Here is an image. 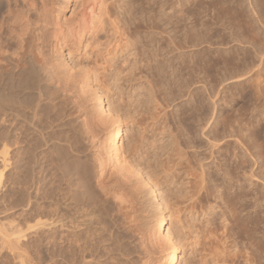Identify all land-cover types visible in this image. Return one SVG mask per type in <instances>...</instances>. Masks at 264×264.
<instances>
[{
  "label": "bare ground",
  "instance_id": "bare-ground-1",
  "mask_svg": "<svg viewBox=\"0 0 264 264\" xmlns=\"http://www.w3.org/2000/svg\"><path fill=\"white\" fill-rule=\"evenodd\" d=\"M77 3L79 4L78 9H76L77 12L72 18H67L64 13L65 7L60 3V0H0V105L3 108H6L4 106L6 104L12 105L10 107L7 105V107L10 108V111L14 110L17 112L15 117L18 115L20 119H17L20 121H24L22 119L24 118L33 133L59 134L71 132V114L65 106L69 102L75 103L76 100L80 99L81 95L89 94L92 91L93 82L97 81L98 75L101 74V72H97L99 69L96 70L98 66H93L95 69L84 67L82 62L79 61L80 58H77L76 61L73 59L81 55L83 50L85 51V47L88 48V46L97 44L102 32L107 33L106 18L110 17V19H113L110 15L108 0H79ZM156 4L154 2V5L152 3L149 6L153 7ZM151 11L154 12V15H151L148 21L151 22V28L155 32L149 36V39L146 36L148 41L146 42L145 40V45L155 43L157 47L152 51L151 55L147 54L149 52H145L146 56L148 55L147 57L144 56L145 53L142 54L144 56L142 59H146V62L149 61V64L143 63L147 64V70L149 69L148 71L152 75L151 78H153L150 82L148 81L150 87L148 86L149 89L147 88L149 91L147 97L137 93V91H133V93L128 92V96L125 95L127 97L124 98L123 91L119 92L121 89L119 83L121 80L127 83L132 80L133 68L129 69L131 71L126 76L121 77L130 66L126 65L128 60L125 62L127 67H121L120 65L121 68L115 73L116 68L108 59L110 54L108 57L105 56L103 66L104 64L106 66L102 67L101 70H108L110 71V76H114V80H112L115 84L117 83L115 87L119 92L118 98L123 102L113 110L115 113H111L110 109L107 114L104 111L102 112L103 98L96 94V101L100 106V119H93L92 115L88 113L82 115V110L78 108L79 116L76 121L80 124L83 131L73 137V142L70 141L71 137H67L65 140L63 138L65 145H62V148L60 147L58 150L60 152L58 160L60 165L58 164V167L61 168L59 169L64 178L62 180L65 181L66 186V192L64 191L66 220L70 218L71 203H73L75 214L84 218L83 221L75 220V228L80 229V227L86 226L89 234H86L88 241H86V246L83 250V258L85 260L82 259L84 264H106L103 256L98 254L101 248H105L104 246L102 247L104 242L101 241L100 243L97 232L93 231L95 222H99L95 219L97 218V213L100 211V217H104V215L108 214L110 206H114L107 216L111 215L113 220L117 216L123 217L125 221L121 219L123 222L119 224V227L122 226L125 229L131 227V225L127 226L126 220H129L130 216L128 215L133 210L139 195L137 187L149 188L155 194L156 190L154 187L159 188L164 183L168 184V181L174 183V179L180 174L177 167L182 159L187 160L186 162L189 165L187 175L190 179L189 182L185 183L188 185V191L185 195L181 194V188H178L179 186L176 183L178 187H175L180 190L177 191L178 195L176 193H173V195H177L176 197L180 196V199L177 198V202H181H176L177 204H188L183 207H178V205L174 204V212L178 215H175L177 219L175 232H173L174 230H171V232L166 229L168 224L166 211L169 206L165 204L166 207L158 211V216L149 233L145 234L140 231L138 239L128 243L130 245H127L128 248L124 244L123 238H120L117 234L118 232L114 236L111 234L113 236L112 243L118 244L116 245L118 249L120 246L121 249L125 250L122 251L123 258H125L122 264H178V252L181 248L190 245L194 247V252L198 256L196 257L198 260L190 264H264V233L261 239L258 232L261 222H258L259 219L257 217V200L255 199L257 185L254 180L257 173L254 163L248 165L250 177L249 175L247 177L250 178V181L247 179L249 183L244 184L240 176L242 168L239 165V161L237 162V159H233V164L227 165L225 163L224 157L232 150L231 142H223L226 135L220 134L217 136L216 134L211 136L209 133H203L200 130L199 132L202 133H191V125H189L190 119H194L191 115L193 113H190L192 112L193 98L197 97L196 101L199 103V109L197 110L200 111L202 130H206L207 121L209 120L206 101L210 97V78L215 83L211 88L218 91L221 84L225 81V75L220 72V69L216 70L218 65L215 67L216 63L222 60L223 54L215 56L218 61L214 60V62L211 52L205 50L203 46L202 49L193 50L194 47H199L206 42L204 36L199 34L201 33L200 31H197L196 35L193 33L192 28L195 25L192 28L185 26L184 33L178 40L176 38L173 39V36L171 38L168 37L170 38L168 41L163 38H157L159 31L156 32V30L160 29L161 22L158 20L157 10L153 9ZM136 19L140 23H134V27L135 29H141L140 24L142 22L146 23V21L140 18ZM112 21L115 22V20ZM169 21L167 20L168 23ZM130 25L129 28H131ZM116 28L115 34L118 33L119 36L115 37L114 35V44H117L118 47L124 42L129 48L130 45L128 43L130 40L129 42L126 41V36L120 31L117 24ZM132 41L134 47L136 49L139 48L137 38L135 40L132 39L129 44H132ZM130 47H133V45ZM124 48L123 50L125 51ZM141 50L144 49L141 48ZM66 52L72 57L71 63L66 59ZM213 68L215 69V74H211V76L210 71ZM237 74V72L232 73V77ZM128 77L130 79H127ZM101 82L106 88L107 96L110 97L112 87H108L104 81ZM196 84L199 85L198 88H196ZM216 87H219V89ZM155 88L158 89L157 91L161 93L165 101H176L178 93L182 94V98H188L186 103L190 107L186 106L185 110H181L182 120L188 121L186 127L183 126L182 121H178L181 132L185 129L184 131L188 133H170L174 148L173 150L171 149L172 152H170L167 160L161 163V169H159L161 174H163L161 175L162 177L156 174V170L151 174H147L148 177L150 176L148 179L151 185L148 182L149 180L147 181L142 173L137 171V168L141 167V163L138 161L141 157L144 158L142 153L146 147V142H148V145L152 144V142H149L148 132L152 133L153 143H156V129H159V127L157 126L158 122L155 123L157 117L154 114V116L152 115L153 122L146 123L144 122V114H141L142 109L139 110L137 108H140V106L141 108H147V105L148 108L145 110L150 109L153 111L152 113L161 109L158 108L160 106L158 105L159 101ZM212 92L214 93L215 91ZM132 97H135V99H132ZM170 101H168V105H170ZM151 103H154L155 107ZM150 104L155 108V111L149 107ZM151 111L146 112L152 114ZM1 112L6 116L7 111L5 114L3 111ZM155 113L159 114V112ZM173 115L175 117L176 114L173 113ZM53 120H57L59 123L56 122V124ZM54 124L59 127L57 130H55L56 125L54 126ZM123 127L129 128L131 133L128 137L131 138L128 149L118 145ZM165 127H168L167 122ZM165 127L160 126V129H162H159L160 133L164 132L163 134H166ZM180 128L178 129L180 130ZM133 129H137V131L132 133ZM180 134L184 136L185 146L188 149H195L190 159L186 157L187 152L182 147V139L179 140ZM200 137L205 138L209 142L210 147L203 150V147L197 144L199 142L197 139ZM237 141L239 142L240 140L238 139ZM199 149L202 150V153L207 152L203 158L196 157ZM252 150L251 157L253 158L254 152ZM233 151H235V148H233ZM199 154H201V151ZM156 155H159L158 152ZM4 157L6 158V156ZM234 157L238 158L237 155ZM143 158H141L142 161L144 160ZM142 171L144 170L142 169ZM137 177L138 180H136ZM209 200L215 201V203L213 202L214 205H211ZM217 200L218 202H216ZM209 203L210 205H208ZM82 207H86L85 210ZM217 209L219 210L217 211ZM186 213L191 214L192 219H190L192 224L189 223L190 225L188 226H186L187 222H184L180 216V214L186 216L184 215ZM197 213L203 215V220L199 223L194 218V214ZM100 219L102 220L103 218ZM104 220L106 222L105 217ZM104 220L103 223H105ZM103 223L101 225H104ZM81 236L79 230H77V239L80 240ZM130 236L132 237V235ZM243 245L248 246L250 252L245 250Z\"/></svg>",
  "mask_w": 264,
  "mask_h": 264
},
{
  "label": "rangeland",
  "instance_id": "rangeland-1",
  "mask_svg": "<svg viewBox=\"0 0 264 264\" xmlns=\"http://www.w3.org/2000/svg\"><path fill=\"white\" fill-rule=\"evenodd\" d=\"M78 1L79 0H60V3L65 7L64 13L67 18H72L77 12L76 9H78L79 5L77 3ZM154 2L157 4L156 6H153L155 8L152 6L151 8L149 5L152 3L154 5ZM108 5L110 6V15L113 19H110V17L106 18L107 33L102 32L97 44L88 46V48L85 47V51L83 50L81 55H78V57L73 59L76 61L77 58H80L79 61L82 62V66L84 67L95 69L94 67L98 66V68L96 67V70L99 69L97 72H101V74L98 75L97 81L95 80L93 82V88L89 94L81 95L80 99L76 100L75 103L69 102L65 106L67 111H69L71 114V132L68 131L67 133L59 134L33 133V130L30 131L29 124L24 118H22L24 121H20V117H18V115L15 117L17 112L14 110L10 111V108L8 107L12 105H4L6 108L1 107L0 105V264H84L83 250L85 249L84 247L86 246V241H88V236L86 235L88 234V230L86 229V226L80 227L81 230L75 228L76 221H83L84 218L75 214V207L73 203H71V213L69 215L70 218L66 220L64 213V191L66 192V186L64 183L65 181L62 180L64 178L60 170L61 168L58 167L60 165L58 162L60 152L58 150L60 147L62 148V145H65L63 141L67 137H71L70 141L73 142V137L83 131L80 124L76 121V118L79 116L77 112L78 108L82 110V115L88 113L92 115L91 117L93 119H100V106L96 101V94L103 98L102 112L104 111L107 114L109 113L110 109L112 111L111 113H115L113 110L123 102L120 98H118L119 92H121V90L124 93V98L128 96V92L133 93V91H137V93H141L147 97L149 93L147 88L148 86L150 87L148 83L153 78H151L152 75H150V71H148L149 69L147 70V64L145 65L143 63L145 62L149 64V61L146 62V59L144 58L145 60H143L142 58L144 56L147 57L148 55H151L152 51H154L157 47L155 43H149V45H145L149 39V36H151V34L153 35V32H155V30L151 28V22L148 21L150 16L154 15V12L151 11L153 9L157 10L158 20L161 22L160 29L156 30V32L159 31L157 38H163L165 41H168L173 36V39L176 38L178 40L179 37H181V35L184 33L183 31L185 26L192 28L193 25H195L194 28H192L193 33L196 35L197 31H200L201 33L199 34L204 36L206 42L199 47H194L193 50H199L204 47L205 50H209L211 52L213 61H218L217 57L215 56H218V54H223L221 57L223 61L221 60L217 62L215 67L218 65L216 70L220 69V72L225 75V81L221 84V87L219 86L220 89L219 87H216L219 89L218 91L217 89L214 90V88H211V86H214L215 83L214 80L210 78L211 85H209V88L211 93L209 92L210 97L206 101L207 111H209V120L207 121L206 130H202L203 126L200 122V111L197 110L199 109V103L196 101L197 97L193 98L191 106L192 112L190 113H193L191 115L194 117V119H190L191 121H189V125H191V133L203 132L209 133L211 136H215L216 134L217 136L220 134L226 135L223 139V142H231L232 150L224 157L225 163L227 165H231L233 164L234 160L237 159L236 161H239V165L242 168L240 171V176L244 184L249 183L250 181L248 165L254 163L257 173L255 177L256 179H254L257 185L255 191V199L257 200L256 203L258 210L257 217L259 219L258 222L262 223L259 224L258 232L259 237H263L264 43L262 42H264V0H108ZM136 18L146 21V23L142 22V24H140L142 30L140 28L135 29L134 23H140V21ZM112 20H115V22ZM167 20H170L169 23ZM115 23L120 28V31L126 36L124 37L126 38L127 42H129V40L131 42L132 39L135 40L137 38V42H139V48L137 49H140L139 51L141 53L134 47L133 41L132 44H129L130 42L128 43L130 46L133 45V47L129 46V48L124 42L118 47L117 44H114L115 37L119 36L118 33L115 34V30L117 29ZM129 25L131 28H129ZM139 31L141 32L140 34ZM139 40H141L143 43ZM140 47L145 51L141 50ZM145 52H149L150 54L147 53L148 55L146 56ZM144 53L145 55L143 56L142 54ZM109 54V57L114 61L108 57ZM65 55L67 57L66 59L71 63L72 57L69 56L68 52H66ZM105 56H107L110 60V63L115 66V73L118 72L117 70H119V68L130 65L124 71L121 77L126 76L127 73L131 71L129 69H131V67L133 68V75H131L133 76V78H131L133 81L129 80L127 83L121 80L119 83L121 85L119 92L115 87L117 83L115 84L113 81L114 76H110L109 74L110 71L101 70L102 67L106 66L105 64L103 66V59ZM126 60H128V64L125 65ZM241 62L243 65L240 64ZM237 70L240 71L238 72ZM235 72L238 74L232 77V73ZM211 74H215L214 68L211 69L210 75ZM127 79L130 78L128 77ZM101 81L106 82L108 87H112L110 97L107 96L108 93H106V88L102 85L103 83ZM198 86L199 85L196 87L194 85L196 88H198ZM157 88L155 89L159 101L158 105L160 106L158 108L161 109H159V111H155V108H153L155 107L154 103V105L151 103L153 107L151 104L149 107L153 108L152 110L155 112H159V114L155 112L152 113L153 111L150 109L145 110L148 108L147 105V108H141V106L140 108H137L139 110L142 109L141 114H144V122L146 123L153 122L152 117L154 115L157 117L155 123H159H157L159 129L161 125L165 127V123H168V127H165L166 134H163L164 132L160 133L159 129H156L157 145H155V142L153 143L154 139L151 137L152 133H150V131L148 132L149 142H152V144L148 145V142H146V147L142 153L144 158L141 157L144 160L142 161L141 158L139 161L137 160L141 163V167L137 168V171L142 173L143 177L147 181L149 180L148 178H150V176L148 177L147 174H151L154 170H156V174L160 175L159 177H162L161 175H163L160 172L161 163L162 161L167 160L170 152H172L174 148V144L170 138V133H188L184 131L185 129H183V132H181L180 124L178 122L182 121L184 127H186L188 123V121L185 122V120H182L183 117L181 116V110H185L186 106H188L186 103L188 98H182V94L178 93L176 101L168 100L170 101V105H168L169 102L167 100L165 101L161 93L157 91ZM212 91L215 92L213 93ZM132 93L131 95H133ZM132 99H135V97H132ZM1 111H3L4 114L7 111L6 116L3 115ZM146 111H151L152 114H148ZM172 112L176 114V118ZM107 114H105V116H107ZM53 121H55V123H59L57 120ZM56 124H54V126ZM55 127V130L59 128L57 125ZM178 128H180V130ZM199 130L202 132H199ZM134 131L136 132L137 129H133L132 133H134ZM130 134V129L123 127V131L120 135L121 139L118 140V145L128 149V145H130L129 141L131 139L128 138ZM56 135L58 136L56 137ZM236 138L240 141L238 142ZM181 139L182 147L187 152L186 157L189 159L192 158V153L195 151V149H188L185 146V141L183 140L184 136L180 134L179 140ZM197 141H199L197 144L199 146L201 145L203 150L210 147L209 142L203 137L198 138ZM200 141L203 143L201 142V144H199ZM233 148H235V151H233ZM251 150L254 152L253 158L251 157ZM198 151L199 153L201 151V154H196L197 158H203L207 154V152L202 153L201 149ZM157 152L159 155H156ZM236 155L238 158L234 157ZM3 156H6V158H3ZM186 161L182 159L179 166L177 167L179 170L177 171L180 173L178 176L179 178L177 177L174 179V183L172 181H168V184L164 183V185H161L159 188L154 187L156 190L155 194H153L149 188H142L140 186L137 187L139 195L133 206V210L130 211L128 215L130 216L128 218L129 220H126L127 226L131 225V227L127 228L128 230L122 226L119 227V224L122 223L123 220L125 221L123 217L117 216L113 220L111 215L107 216L110 214L111 209L112 207L114 208V206H110L111 208L109 207L110 209L108 214L104 215L106 222L104 217H100L101 212L99 211L97 213V218L95 219L99 222H95L96 225L94 224L93 231L97 232L99 242H104L102 243V247L104 246L105 248H101V251L99 250L98 254L99 256H103L106 264H122L123 260L125 259L122 255V251L124 249H121L120 246L118 249V246H116L118 244L112 243V237L114 234L118 232L117 234L120 236V238H123V242H125L124 244H126V246L129 245L128 243H130L132 240L138 239V234L140 231L148 234L151 230V227L155 223L156 217L158 216V211L166 207L165 204H168L169 206V209L166 211V216L168 218L166 229L170 231L174 230L173 232H175L177 227V219L175 215H177V213L174 212V204L176 206L178 205V207H183L188 204H177L181 201L177 202V198L180 199V196L176 197L179 194L177 191L180 190H178V188H181L180 192L184 195L188 191V185L185 183L189 182L190 178L187 175L189 165ZM151 166L153 169H150ZM141 168L144 171H142ZM248 175L249 177H247ZM136 180H138V177ZM148 182H150V180ZM246 189L248 190V188ZM173 193L178 194L174 196ZM213 202L215 203V201H210L211 205H214ZM216 202H218V200ZM210 203L208 205H210ZM82 208L85 210L86 207ZM218 210L219 209H217V211ZM184 215L188 216L186 217L180 214L182 220L187 222L186 226H188L190 225L189 223L192 222L190 221L191 214L186 213ZM194 215L197 223L203 220V215H199L198 213ZM99 217L103 219L101 220ZM85 218L87 219V217ZM103 220L105 223H103ZM100 222L104 225H101ZM108 224L109 226H111V224L113 225L109 227ZM77 230H79L80 235H82L80 240L76 237ZM130 235H132V237ZM244 247L245 250L250 252L248 246L245 245ZM178 254V264H190L193 261L196 262V260H198V258H196L198 256H196V252H194V247L192 245L181 248Z\"/></svg>",
  "mask_w": 264,
  "mask_h": 264
}]
</instances>
